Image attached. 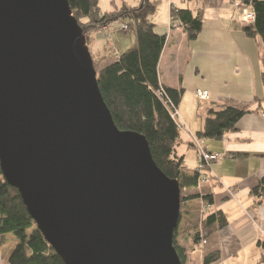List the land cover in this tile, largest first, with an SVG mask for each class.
Instances as JSON below:
<instances>
[{"label":"water","instance_id":"water-1","mask_svg":"<svg viewBox=\"0 0 264 264\" xmlns=\"http://www.w3.org/2000/svg\"><path fill=\"white\" fill-rule=\"evenodd\" d=\"M67 0H0V170L63 264H181L180 188L115 125Z\"/></svg>","mask_w":264,"mask_h":264},{"label":"crops","instance_id":"crops-1","mask_svg":"<svg viewBox=\"0 0 264 264\" xmlns=\"http://www.w3.org/2000/svg\"><path fill=\"white\" fill-rule=\"evenodd\" d=\"M151 1L154 12L149 21L155 32L166 38L157 66L158 80L166 88L182 90L177 112L185 130L180 131L181 143L176 151L183 157L187 170H197L191 136L197 137L209 109L218 110L225 100H260V109L242 116L233 131L219 140L203 139L205 150L219 159L202 171L204 180L188 191L197 193L198 198L186 204L181 216L186 225L193 226L200 221V209L209 205L207 212L222 211L227 219V226L206 239L199 249L186 239L191 250H198L197 264L213 252L219 254L214 264H226L246 250L258 262L264 253V195L258 200L251 191L264 183V86L259 57L264 47L259 38L246 36L240 10L229 0ZM137 4L138 0H98L101 13ZM171 7L200 14L202 29L195 40L189 41L179 22L171 21ZM105 30H97L87 37L89 52L95 59L118 55L119 48L126 50L134 46L133 32L132 35L119 33L124 31L118 30L116 23ZM114 34H119L115 35L119 46L115 53L111 50V44L116 45L111 41ZM197 90L206 91L208 99L198 100ZM201 103H204L202 107ZM8 241L12 247L2 255L1 250ZM15 245V239L8 235L0 248V264L8 263ZM187 261L192 264L189 257Z\"/></svg>","mask_w":264,"mask_h":264},{"label":"trees","instance_id":"trees-1","mask_svg":"<svg viewBox=\"0 0 264 264\" xmlns=\"http://www.w3.org/2000/svg\"><path fill=\"white\" fill-rule=\"evenodd\" d=\"M67 2L86 37L119 20L128 23L133 31L134 46L118 55L103 57L99 64L93 62L99 91L117 128L142 135L157 167L168 178L178 182L181 217L186 204L198 198L197 193L188 191L197 186L199 175L196 170L190 171L183 166V157L176 151L181 143L180 131L155 94L161 85L157 66L166 38L157 34L149 21V16L154 12L152 1L138 0L134 7L122 6L104 13L100 11L98 0ZM242 4L251 6L255 14L254 23L244 27L246 36L251 39L259 38L264 47V0H242ZM170 18L171 21L179 22L189 41L195 40L201 32L200 14L194 15L190 10L171 7ZM259 57L262 66L260 76L264 86V51H259ZM163 88L167 100L177 107L182 90ZM259 101L225 100L218 110L209 109L197 137L221 139L235 129L242 116L259 110ZM251 194L258 200L263 197L264 183L257 185ZM227 224L222 211L206 212L200 224L186 229L184 236L197 248L202 240L224 229ZM177 230L178 228L174 232L173 246L180 263L185 264L188 255L176 243ZM8 235L16 241L9 253L8 264H63L28 215L19 192L6 183L0 170V248L5 245ZM218 260L219 254L213 252L205 255L201 264H214ZM258 263L264 264V253Z\"/></svg>","mask_w":264,"mask_h":264},{"label":"built area","instance_id":"built-area-1","mask_svg":"<svg viewBox=\"0 0 264 264\" xmlns=\"http://www.w3.org/2000/svg\"><path fill=\"white\" fill-rule=\"evenodd\" d=\"M231 5L237 9L240 10V20L245 25H251L254 23L255 20V14L249 5H243L242 0H229ZM117 24V29L120 31H125L127 29V26L122 21L115 22ZM108 26L103 27V29H106ZM117 55V54H115ZM155 94L157 98L163 103V105L166 107L167 111L170 114V117L175 122L177 128L181 130H185V126L183 122L180 120L177 107L170 103L169 100L166 98V92L162 85H160L157 90L155 91ZM195 97L200 100L204 101L208 99V93L206 91H200L197 90L195 92ZM191 144L193 147H195V151L197 154V160H198V167L197 172L202 173V171L205 168H209L210 164L215 162L219 159L218 155L210 154L205 150V147L203 146V139H197L196 137L191 136ZM201 175V174H200ZM205 244V241H204Z\"/></svg>","mask_w":264,"mask_h":264},{"label":"rangeland","instance_id":"rangeland-1","mask_svg":"<svg viewBox=\"0 0 264 264\" xmlns=\"http://www.w3.org/2000/svg\"><path fill=\"white\" fill-rule=\"evenodd\" d=\"M112 24V23H111ZM110 24V25H111ZM250 25V24H249ZM249 25H247V26H249ZM246 26V25H245ZM109 27H107L106 28V30L105 31H107V29H108ZM101 30H103V27L101 28ZM132 30L129 28V27H127V29L124 31V32H119V33H124L125 35H132ZM115 35H119V34H114L113 36H112V40L111 41H114L115 42V44L116 45H114L113 43L111 44L112 45V51L115 53L116 51H115V48H119V46L117 45L118 43H117V38H116V36ZM86 36V35H85ZM86 39H87V37H86ZM117 46V47H116ZM110 50V51H111ZM123 51H125V49H123V50H121V48H119V52L120 53H122ZM91 54V53H90ZM114 55V54H113ZM91 57H92V55H91ZM102 59V58H101ZM101 59H95L94 57H92V60H93V62L95 61V63L96 64H99V61H101ZM204 105V103H201V107ZM193 106V105H192ZM197 139H199L198 137H196ZM192 145V144H191ZM193 146V145H192ZM194 148V150H196L195 149V147H193ZM196 152V151H195ZM208 168V167H207ZM201 174V175H200ZM198 175H199V179H198V183L200 182V181H203L204 180V177H205V175L203 174V173H199L198 172ZM203 176V177H202ZM197 183V184H198ZM209 208V205H206V206H204L202 209H200V221H201V219H202V217H203V215H204V213H206L207 212V209ZM184 211H185V209H184ZM184 213V212H183ZM183 215V214H182ZM181 215V216H182ZM182 218L180 217V221H179V225H178V230H177V237H176V243L178 244V246H180V247H185L186 249H185V253H187L188 254V257L190 258V261H192V264H196L197 262V256H198V250L197 249H193V250H191L190 249V247H188V245H187V238L184 236V231L186 230V229H188L189 227H191V226H189V225H186V223H185V221L184 220H181ZM200 221L197 223L198 225L200 224ZM204 241L205 240H202L201 241V243L199 244V246L197 247L198 249L200 248V247H202L203 245H204ZM205 243H206V241H205ZM11 247H12V244H11V241H8L7 242V245L5 246V248L4 249H2L1 250V252H2V255H4V254H6L10 249H11ZM249 253V250H246L245 252H243V253H240L236 258H234V260H232V261H230V262H228V263H226V264H259L257 261H255V260H253V259H251V255L249 254V256L247 255ZM247 255V256H246ZM196 258V259H195ZM6 264H8V263H6ZM185 264H189V262L186 260L185 261Z\"/></svg>","mask_w":264,"mask_h":264},{"label":"bare ground","instance_id":"bare-ground-1","mask_svg":"<svg viewBox=\"0 0 264 264\" xmlns=\"http://www.w3.org/2000/svg\"><path fill=\"white\" fill-rule=\"evenodd\" d=\"M245 25V24H244ZM247 26V25H246ZM179 130V129H178ZM180 131V130H179ZM178 225H179V223H178ZM178 228V227H177Z\"/></svg>","mask_w":264,"mask_h":264}]
</instances>
